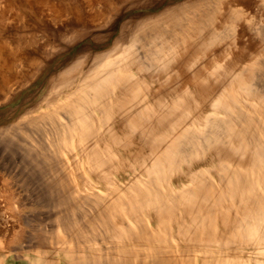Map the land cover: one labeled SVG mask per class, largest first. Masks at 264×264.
Here are the masks:
<instances>
[{
  "label": "rangeland",
  "instance_id": "rangeland-1",
  "mask_svg": "<svg viewBox=\"0 0 264 264\" xmlns=\"http://www.w3.org/2000/svg\"><path fill=\"white\" fill-rule=\"evenodd\" d=\"M214 1L99 0V2H89L88 0H0V41H5L8 47L19 50V54L22 56V61L16 63L10 70L11 82L9 86H2L0 83V190L1 192L3 191L2 193L0 192V195H4L5 190L7 191L6 195H4L5 197H0V228L5 227L8 220H12L11 218L19 214V218L26 224H23L27 231L26 236L27 233L29 236L33 233V238H42L48 243L53 237L56 238L58 234L60 235V230L65 234L63 232L64 228H60L61 221L59 220L62 219L64 221L67 217V220L65 219L67 225H73L75 223L72 218H75L76 215V220L78 218V221L85 223L83 218H85L87 213L90 215L89 217H97L99 212L101 215L107 209L97 204L95 200L96 194L107 197L111 194L110 187L117 185L119 190H122L120 192L122 195L125 192V195H130L131 191L134 190L132 184L138 187L139 185H136V183L139 180L141 183L146 182L148 175L145 170L151 165L150 161L152 162V160L148 161V157H150L152 152L150 147L151 143L155 142L144 141V133L142 131L145 132V130L138 128L139 130L136 131L133 128V126L135 127L133 123L139 118L138 115H141V112L138 114L141 111L140 108L136 112L138 118L136 114L135 117L133 115L134 122L131 123V127L130 125L127 127L129 122L122 115L124 113H121L122 111L124 112L123 109L126 108L128 102L132 99L134 92L143 91L142 98L144 101L142 106H145L143 113L144 116H147L145 117L147 120L154 117L153 114H147L149 110V113H152L153 107V112L156 111L155 108L157 109L160 106V103L161 105L167 103L165 106L171 105L170 107H174L175 103L179 102L178 98L182 97L180 101L185 105V110L183 109V111H188L189 114L186 115L187 117L183 116L182 124L184 125L187 121L185 119L191 120L186 122L187 124L185 125L187 126L199 114L198 111L202 110L204 102L221 94L219 92L220 88L224 89L223 87H227V83H230V75L228 76L227 70L231 73V68L234 71L233 68L239 67L240 64L237 65V63H242L243 60L239 59L240 61H237L238 58L242 54H246V52H251L247 47L248 44L251 42L255 43V46L259 44L257 46L259 48L264 44V42H261L264 41V37L262 38L259 34V27H264V17L258 19L254 24L255 27L253 26L251 30L243 34L241 28L244 26L248 27L246 21H242V25H239L240 21L238 20L237 23L224 22L220 18L221 13L223 14L229 9V0ZM55 8L63 9L66 13L58 15L59 13H57ZM244 10L247 15H254L256 12V9L244 8ZM209 11L210 14L216 11V14L214 12L211 14L213 18L214 15L218 16L216 23H214L216 18L214 22L212 21L215 25L208 22L212 18L209 15ZM205 12H207L208 16L205 15ZM175 14H179L181 18H187L186 16L188 15L189 20H199L203 17H208L207 21L205 18L203 21L209 24L205 25L203 23L206 29L210 28V31L215 29L218 31L220 28V31L222 30L223 32L229 26L227 24H230L231 27L229 26L230 28L226 29L225 32H230L233 37L221 40L222 42L217 44L214 43V40L215 42L217 40L216 37H213L214 40L212 41L210 39L213 38L208 39L209 37L206 35V38L208 37V42H206L204 36L203 39L205 41H200L196 46H200L201 42L205 46L216 44V46H207V51L206 49L204 50V47L202 48L203 45L200 46L201 49L199 46L195 49L194 45L192 46L191 44H187L188 47L186 48L185 45L184 50L182 48L176 52L178 55L181 53L180 56L175 54L173 57L175 59L171 60L170 68L165 70L167 74L172 73L174 75L170 74L172 77L169 74L167 75L163 69L157 70L158 72L154 74L155 70L151 67L152 65L143 67L148 74L142 66H134L132 64L133 61H129L131 55L137 54L141 57V60L147 59L151 63V59L147 58L149 56H146L148 54H146V51L154 50L156 48L154 45L173 53V50L168 48L171 43L183 42L182 35L176 30L175 24L171 25V18ZM182 21L184 23V19ZM189 29L188 27L187 30ZM262 30L264 31L263 28ZM227 43L231 45L229 48L226 46ZM144 44L147 50H145ZM224 47V54L227 56L225 62L223 60L219 61V58L221 59L219 50L223 52ZM261 49L263 50L264 46ZM204 53H207L206 56ZM196 55L204 60L201 62ZM192 56L196 60L198 58V62L193 60ZM189 59L191 60L190 62ZM216 61L220 63L221 67ZM193 62H197L198 65ZM262 62H264V57ZM200 63L201 66L199 65ZM184 65L186 68H184ZM194 65L200 67L198 69L195 67V69ZM217 66L221 70L220 75H223L221 82L215 79L217 76L212 74L213 69L214 73L217 74ZM112 68L113 71L116 68L113 76L109 74ZM150 70H152L153 75ZM263 72L259 70L258 73L259 75L261 74L260 76L258 75L259 78L262 76L263 80H259L257 77V82L262 88H264ZM105 76L109 77V80L107 82L104 81V84L102 82L100 83L101 85H98L99 87L101 86L100 90H96L91 86L93 81H100ZM123 76H128L132 84L122 83L120 79ZM166 76H169L170 79L166 78ZM201 77L209 79L207 86L211 89L207 86L204 89L201 88L202 86L196 82L197 78L201 79ZM192 78L196 80L193 81ZM166 79L169 81L167 82ZM222 82L223 85L221 84ZM195 86L198 87L199 91ZM6 87L8 88L6 89ZM205 89H207V92H205ZM99 95L104 97L106 109L104 110L100 101L96 100L97 108L91 110L86 98ZM171 97L174 98L172 99ZM175 98L177 99L175 100ZM185 98L187 99L185 100ZM73 99L83 104V107L86 108L84 114L93 126L90 125V131L93 128V131L96 132L99 127L97 129L99 131L96 133L98 135L89 131L88 139L90 137L92 139H87V142L84 143L80 142L77 135H72L75 138L73 140L69 139L71 142H68L65 136H62L64 133L58 134L60 133L58 131L62 129L61 127H59L60 129L58 128L59 125L62 126L59 122L65 123L66 121L64 116L56 115L57 109L60 110L66 102ZM166 99L170 100V102ZM245 99L242 98L243 101ZM174 100L176 101L175 103ZM164 102L165 104H163ZM121 104L122 106L126 104L125 108L121 109ZM107 106L108 121L106 120L107 117L102 118L107 113ZM147 107L150 109L148 110ZM100 110L105 112L103 113ZM61 111L60 113H62ZM157 111H159V108ZM221 116L223 115L221 114ZM58 119L61 120L58 122ZM37 120H43L46 123L42 124L43 122L41 121V124H39L40 122ZM152 120L153 123L157 124V120L153 118ZM104 123L105 126L103 125ZM106 126L108 127L106 128ZM55 128L58 130L56 131ZM49 131L52 133L50 134ZM109 131H111V134ZM108 133L109 135H107ZM172 136L174 137V135H171V138ZM167 138L169 140L170 136L168 135ZM94 153L95 157H97L96 154H99L100 157H98L99 161L96 160V163L100 165L98 168H96L98 165L93 161L96 159L92 156ZM201 156L195 155L189 163L185 161L186 163L175 167L165 164L167 171L164 183L165 188L167 190L173 187L176 189L181 188L186 182L185 180L181 181L182 177L186 176L183 175L189 167L204 170V174L209 180L214 184H219L220 178L215 171L214 165H204L205 163H202L203 159H201ZM203 158L204 160L206 159L205 157ZM88 161L90 162L88 163ZM195 162L198 163L196 164ZM198 164L203 166L197 167ZM170 166L172 167L171 169H169ZM102 168L105 169L103 174ZM53 193L55 194L53 195ZM56 193L60 196H56ZM58 203L61 205L59 206ZM98 205L99 209L103 207L100 211L97 207ZM73 210L75 212L71 213ZM57 211H59L58 215ZM61 212L63 213L62 216H60ZM69 214H71L72 218H70ZM106 214L104 213L103 215ZM140 216L146 217L149 224L155 225L149 213L145 212L143 216L142 214ZM181 219L182 214L177 210L175 218L172 219L174 222H171L175 231L173 233L174 239H171V241L177 239L175 221H180ZM126 222H131L130 225L134 223L131 218L129 221L126 220ZM71 227L69 226L68 228ZM101 244L102 248L105 245L104 249L109 252V246H107L109 243L101 241ZM128 244L127 246L131 245V247H134L132 244ZM122 245V243H119V247ZM251 249L247 250L249 252H247V256L253 254L249 251ZM251 252H253V249ZM192 253L199 255L198 251H192ZM60 258L59 256L57 260ZM6 264H31V260L27 258L17 259L12 256L7 260Z\"/></svg>",
  "mask_w": 264,
  "mask_h": 264
},
{
  "label": "bare ground",
  "instance_id": "bare-ground-1",
  "mask_svg": "<svg viewBox=\"0 0 264 264\" xmlns=\"http://www.w3.org/2000/svg\"><path fill=\"white\" fill-rule=\"evenodd\" d=\"M88 1L99 2V0ZM228 6L229 9H227L225 13L222 14L220 12L221 20L224 22L236 23L238 20L240 21L238 23L239 25H242V21H246L248 27L244 26L241 28L243 34L251 30L258 19L264 17V0H229ZM184 8H186V6H184ZM244 8L256 9V12L255 14L253 13L254 15H247ZM56 11L59 13L58 15L66 13L63 9H57ZM214 13L216 14V11ZM211 14L209 11V15ZM205 15H207V12H205ZM212 16L213 15L210 17ZM186 17L187 18H181L179 14H175L171 18V25L175 24L176 30L179 31V34L182 35L183 38L182 43L172 42L170 47H168L173 50V53L168 52L169 50L160 49L154 45V47H156L154 50L151 49L149 52L146 51V54L148 53L146 56H149L147 58L151 59V63H149L147 59L141 60V57L137 54L131 55L129 61H133L132 64L134 66H142V68L147 65H152L151 67L155 70L154 74L162 69L166 73L165 70L170 68V63H172L171 60L175 59H173V57L176 52L182 48L184 50L185 45L186 48L188 47L187 44L194 45L196 49V47L199 46H196V44L200 43L202 40L205 41L203 37L205 36L204 38H206V35H208V39L216 37V42L214 38L210 40H214V43L217 44L227 38L233 37V34H230V32H225L226 29L231 27L230 24H227L230 27H226L223 32L222 30L220 31V28L218 31L217 29L210 31L208 26L209 30L204 26L208 17L205 18L202 16L203 18L199 20L195 18V20H189L188 15ZM204 18L206 21H203ZM183 19L184 23L182 21ZM217 20L218 16L214 15V18H210L208 22L214 24ZM212 21L214 23H212ZM207 23H205V25ZM188 27L190 28L189 30H187ZM262 28L264 29V27ZM262 28L259 27V34L263 38L264 31ZM215 34L216 36H214ZM207 38L206 42H208ZM145 40L148 41L147 39ZM149 45L148 47H150ZM202 45L201 42L200 46ZM211 45L216 46V44ZM211 45L208 44L207 46ZM207 46L203 45L202 48L204 47V50L206 49L207 51ZM226 46L229 48L231 45L227 43ZM257 46H259V44ZM257 46H255L253 42L248 44L247 47L251 52H248L249 54L247 52L246 54H242L240 58H238L239 56L237 57V61H240L239 59L243 60L242 63H237V65L240 64L239 67L236 69L233 68L234 71L231 70V68V73L227 70L228 76L230 75V83L226 82L228 84L226 85L227 87H223L224 89L220 88V90L218 89L221 94L212 97L209 101L206 100L204 102L205 104L202 102L204 107L202 105L203 108L198 111V115L195 113L196 117L191 124L189 123L190 125H185L187 121H191L188 119H185L187 121L184 125L182 124L183 116L188 114V111H183L185 105L180 101L182 97L178 98L179 102L177 103H175L177 99L175 98L174 103L176 105L172 103L174 107H170L171 105L165 106L167 104H165V102L163 103L165 105H161L160 103L158 107L159 111H157L158 108H155L156 111L153 112V107L152 113H149L151 107H147L149 110L147 114H153L154 117H151L158 121H156L157 124H155L152 118L147 120L145 118L147 116H144L143 109H145V106H142L144 101L142 98L143 91H135L126 108V104H124V106L121 104L120 106H122L121 109L125 108L123 109L124 112L122 111L121 113H124L122 115L125 116L124 118L129 122L127 127H129V125L131 127L136 112L139 108L141 109V111L138 112V114L141 112V115H138L139 118L136 114L138 119L135 118L136 122L133 123L135 127L133 124L132 126L136 131L139 130L138 128H140V130H145V132L142 131L144 133V141L155 142L151 143L152 145L150 147L152 148V152L150 153V157H148V161L152 160V162L150 161L151 165L149 164L150 166L145 170V173L148 175L146 182L141 183L139 180L136 183V185H139L138 187L132 184L134 190L131 191L130 195H125L126 192L122 195V193H120L122 190H119V186L117 185H112L110 187L111 194L107 197L96 194L95 200L97 204L106 207L108 210L104 208L105 211L102 212L101 215L99 212V216L97 215V217H89L90 215H88V213V216L85 214L87 216L86 218L84 215L85 218H83L85 219V223L83 221H78V218L76 220V215L75 218H72L71 214H69L70 218H72L75 223L73 225H67V222H65L67 217L64 221L60 217L61 220L58 219L61 221L60 228H64L63 232L67 234L66 236L68 237L66 238L65 234L59 229L61 232L60 235L58 234L56 238L53 237L48 243L42 238H33V233L30 236L27 233V237V231L23 226V224H26L19 218V214H16L15 217L11 218L12 220L6 222L5 227L0 228V264H6L7 260L12 256L17 259L27 258L31 260V264H264V88L257 82L261 75L258 74L259 70L264 71V62H262L264 49H261L264 44L260 48ZM189 49L191 50V48ZM145 50H147V47ZM223 50V52L219 50V57H221L219 61L223 60V62H225L227 59V56L224 54L225 47ZM197 51H199V49H197ZM201 51L203 52V50ZM180 54L176 55L180 56ZM206 54L207 53H204L205 56ZM192 58L196 60L193 56ZM203 60L204 59L201 57L200 61L202 62ZM19 61H22L19 50L8 47L5 41H0V83L2 86H9L11 82L9 76L10 70ZM190 61L189 59V62ZM197 62L193 63L198 65ZM216 63L220 66V63L217 61ZM199 65L201 66V63ZM219 66H217V69ZM193 67L195 68L196 66L194 65ZM198 67L196 68L198 69ZM223 67L225 68V66ZM184 68H186V66ZM143 69L145 70V68ZM152 70H150V72H152ZM206 71L204 72L206 73ZM220 71L221 70L218 69V72L216 71L217 74H215L213 69L212 74L217 76L215 79L221 82L223 75H220ZM115 72L116 68L114 71L112 68L109 74L113 76ZM146 73L148 74L147 71ZM189 74L191 73L189 72ZM169 76H166V78H169ZM261 77L259 80L262 79ZM206 78L201 77V79L197 78V80L192 79L193 81L196 80V82L202 86L201 88L204 89L208 85L209 80ZM101 80L91 81V86L96 90H100L101 86L99 87L98 85H101L100 83L102 82V84H104V81L107 82L109 77L107 78L105 76ZM120 80L122 83L132 84L128 76H123ZM168 81L169 80H167V82ZM221 84L223 85V82ZM195 87L198 89L197 86ZM7 88L8 87H6V89ZM1 89L4 90L3 88ZM205 90L203 91L207 92V89ZM242 98H246L245 101H243ZM103 99L104 97L102 95L97 97L89 96L86 98L91 110L97 108L96 100L100 101L102 108L105 110L106 105ZM186 99L187 98H185V100ZM166 100L170 102V100ZM62 107L63 108L60 107V110L57 109L56 115L64 116L66 122L61 123L59 122L61 119H58V122L62 125H59L58 128L61 127L64 130V132L62 129L59 130L58 132L60 133L58 134L64 133L62 136H65L68 142H71L70 140L75 138V136L72 137V135H77L82 143L87 142L88 132L91 130L90 125L92 123L88 121V117L84 114L86 108L75 99L69 100V102H66ZM61 110L68 114H63ZM60 111L62 113H60ZM106 111V115L103 114L105 117L102 118L109 116L108 106ZM102 112L104 113L105 111ZM221 114L223 116H221ZM106 120L108 121L109 118L107 117ZM37 121L40 122H38L39 124H41V121L43 122L42 124L46 123L43 120ZM149 121L152 122L150 123ZM103 125L105 126V123ZM43 126L45 127V125ZM107 127L108 126H106V128ZM97 129H99V127ZM97 129L95 132L92 128L90 132H95L96 134L97 131H99ZM110 132L111 131H109V133ZM51 133L52 132H50V134ZM109 133L107 135H109ZM170 134L174 135V137L172 136L171 138ZM168 135L170 136L169 140L167 138ZM90 138L88 140H90ZM195 155H202L201 159H203L204 162L202 161V163H205L204 165H214L215 171L220 178V183L214 184L209 180V178L205 176L204 170H197V168L194 169L189 167L187 172L183 175L186 176L182 177L181 180L182 182L184 180L186 181L184 185L178 189L173 187L167 190L165 188L166 186H164L167 176L165 164L175 167L176 165L186 163L185 161L189 163ZM92 156L95 157V153ZM96 156V159L93 160L95 163L96 160L99 161L100 158L99 154H96ZM203 157L206 159L204 160ZM90 161H88V163ZM93 161H91V163L94 164ZM103 163L105 164L104 161ZM96 165L98 164L96 163ZM99 166L100 165L96 168ZM171 166L169 169L172 168ZM201 166L203 165L200 164L199 166L198 164L197 167ZM104 170L105 169L102 170V174ZM6 192L5 190V193ZM5 193L4 195H6ZM54 194L55 193H53V195ZM59 194L61 193L59 192ZM59 194L56 193V196ZM4 195H0V197H5ZM58 204L59 206L61 205L60 203ZM99 205L97 206L98 209ZM103 207H100L99 211ZM74 210L71 213L75 212ZM177 210L181 212V220L183 221H175L177 226V239L171 241V239H174L173 233H175L171 222L173 221L172 219L175 218ZM58 212L59 211H57V215L59 214ZM145 212L150 214L156 226L149 224L146 217H144L145 214L143 216ZM76 213L78 214L77 211ZM104 213L107 214L103 215ZM62 214L61 212L60 216H62ZM140 214H142L143 217H141ZM130 218L134 222L132 225H130L131 222H126V220L129 221ZM57 223L59 224V222ZM63 225L65 226L63 227ZM69 226L72 227L68 228ZM69 230L71 231L69 232ZM101 241L109 243V245L107 244V246H109V252L104 249V247H106L104 245L105 243L102 248ZM119 243L123 245L119 247ZM128 243L132 244L134 247H131V245L127 246ZM249 248L253 249V252H251L252 249L249 250L250 253L255 255L252 254V256L250 254V256H247V250ZM192 251H198L199 255L193 254ZM59 256L61 258L57 260Z\"/></svg>",
  "mask_w": 264,
  "mask_h": 264
}]
</instances>
